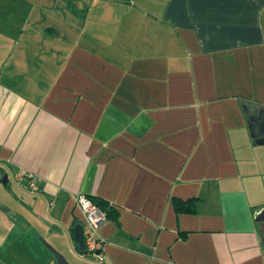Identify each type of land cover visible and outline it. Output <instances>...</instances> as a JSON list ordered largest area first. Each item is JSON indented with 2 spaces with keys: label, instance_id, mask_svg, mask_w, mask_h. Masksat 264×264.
<instances>
[{
  "label": "crops",
  "instance_id": "1",
  "mask_svg": "<svg viewBox=\"0 0 264 264\" xmlns=\"http://www.w3.org/2000/svg\"><path fill=\"white\" fill-rule=\"evenodd\" d=\"M244 105L264 108V0H0L1 241L57 264L38 237L76 251L82 192L117 211L109 264L144 243L147 264H264Z\"/></svg>",
  "mask_w": 264,
  "mask_h": 264
},
{
  "label": "rangeland",
  "instance_id": "2",
  "mask_svg": "<svg viewBox=\"0 0 264 264\" xmlns=\"http://www.w3.org/2000/svg\"><path fill=\"white\" fill-rule=\"evenodd\" d=\"M10 182V180H9ZM1 185V183H0ZM3 213V212H2ZM79 216L80 213H78ZM7 221H9V217L7 219H5ZM22 225H25L24 227H28L27 229H25L23 231L25 236H30L31 234H33L30 230V227L27 225V223L24 222L22 223ZM14 229V228H13ZM33 231V230H32ZM0 232H4L3 229ZM22 232V231H21ZM2 233H0L1 235ZM10 237V236H8ZM38 239L42 242L41 247H43V249L46 248L45 246V240L42 238ZM24 241V240H23ZM47 243V242H46ZM50 245V244H49ZM146 243H144V246L141 248V251L138 254H134L133 257H137V263L136 264H147V260L145 257V253L146 251H148V248H145ZM31 249H29V247H26L25 245L21 244H15L12 241H9L8 243L1 241V237H0V264H49V262H46L43 258L37 257V253H33L30 252ZM156 252H159V248H156ZM147 252L146 255L148 256ZM66 256L64 257L66 259V261L69 264H109L108 263V258L106 257V255L103 253H101L102 258L100 261H97L96 259H94L91 255H89L86 252H76L74 251L73 254L70 253V255L68 256L67 253H65ZM112 255H116V252L114 250L110 252L109 256L112 257ZM58 264V262H57ZM116 264H126V260L124 262H122L120 259Z\"/></svg>",
  "mask_w": 264,
  "mask_h": 264
},
{
  "label": "built area",
  "instance_id": "3",
  "mask_svg": "<svg viewBox=\"0 0 264 264\" xmlns=\"http://www.w3.org/2000/svg\"><path fill=\"white\" fill-rule=\"evenodd\" d=\"M37 176L30 174L26 178V184L30 191H36L38 184ZM74 202L82 213V240L84 251L97 261L102 258L100 252L101 239L97 236V227L105 219V212L102 210L88 194L79 192L74 196ZM82 253V252H81Z\"/></svg>",
  "mask_w": 264,
  "mask_h": 264
},
{
  "label": "water",
  "instance_id": "4",
  "mask_svg": "<svg viewBox=\"0 0 264 264\" xmlns=\"http://www.w3.org/2000/svg\"><path fill=\"white\" fill-rule=\"evenodd\" d=\"M244 116L246 119L249 134L253 137L254 142L264 143V108H256L254 105L243 106ZM0 183L6 184V173L0 168ZM258 218L260 215H257ZM71 237L75 244L77 252L81 253L84 251V244L82 240V221L76 219L71 223ZM45 246L55 255L58 264H69L64 256L55 250L48 243H44Z\"/></svg>",
  "mask_w": 264,
  "mask_h": 264
},
{
  "label": "trees",
  "instance_id": "5",
  "mask_svg": "<svg viewBox=\"0 0 264 264\" xmlns=\"http://www.w3.org/2000/svg\"><path fill=\"white\" fill-rule=\"evenodd\" d=\"M91 199L105 212V216L111 217L112 219H117V211L107 204V202L103 199L97 198L96 196L89 195ZM172 208L175 212H191L193 210L194 197L188 196L185 198H181L178 196H171L170 198ZM264 215L260 213V217L258 218V224L260 226L264 225L263 222ZM71 229V225H70Z\"/></svg>",
  "mask_w": 264,
  "mask_h": 264
}]
</instances>
